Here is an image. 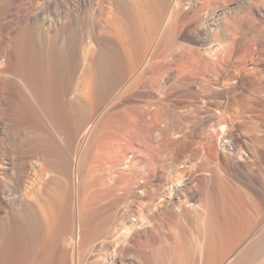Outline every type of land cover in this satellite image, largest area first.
Wrapping results in <instances>:
<instances>
[{
    "label": "bare ground",
    "instance_id": "6f19581e",
    "mask_svg": "<svg viewBox=\"0 0 264 264\" xmlns=\"http://www.w3.org/2000/svg\"><path fill=\"white\" fill-rule=\"evenodd\" d=\"M144 1L152 5L151 12L132 13L121 2L113 18L110 16V20L92 28V34L106 32L117 41L114 43L118 48L113 47L105 53L98 44V55H105L102 58L107 63L105 74L109 88L117 87L127 74L146 65L150 58L168 53L175 41L173 23L169 22V13L165 14L163 10L168 1L161 0L164 3L161 6L155 0ZM173 3L177 5L178 1L173 0ZM79 5L80 0H77L72 8ZM218 12L215 15L218 16ZM213 18L211 23L215 25L219 18ZM240 24H236L241 27H236L233 34L237 36L233 42L235 46L226 42L219 54L216 51L221 41L213 43L202 33L196 34L195 38L201 50L188 48L194 74L209 71L211 80H190L189 83H195V88L182 86L167 104L162 100V92L157 101L146 95L147 106H157L160 102V114L166 118V114L169 115L171 122L160 129L157 142L162 146L161 150L169 149L173 157L164 160L160 156L158 159L150 153L151 157L140 159L137 167L119 173L115 185L102 191L93 189L89 204L78 199L75 185L77 167L80 169L89 157L88 151L81 158L76 154L78 136H86L90 126L87 127L86 122L87 110L82 105L75 107V111L70 107L60 109L55 91L59 88L57 79L64 74L74 75L79 60L72 46L64 59L59 57L57 61L51 52L53 38L49 35L44 52L49 80L48 96L43 100L48 106L44 114L57 133L67 125L71 132L63 140L64 146L58 155L52 148L51 151H41L37 147L32 150L44 155L40 156L42 164L35 176L36 185L30 190L21 189L24 184L21 173L13 185L0 176V264H100L99 253L96 252L95 259L90 262L83 252L87 249L95 252L106 242L107 245L124 242L126 253L132 256L130 264H264V163L250 156L253 152L251 142L243 139L240 145L237 143L238 129L247 133L250 126L243 116L264 121V43L257 33L248 35V29ZM33 53L30 16L25 6L20 28L0 44V74L20 80L28 89V93L20 90L17 95L11 108L15 117L21 114L37 116L38 113L31 91L36 60ZM226 53L233 59L225 66ZM260 60L262 66L256 65ZM247 69L252 71L245 77L242 74ZM84 77L87 83L93 82L92 65ZM213 84L221 88L211 90ZM180 86L177 84L176 87ZM183 95L190 96L193 103L178 106L181 105L178 97ZM223 95L235 107L217 99ZM133 107L141 113L142 105ZM158 113L160 119L162 114ZM115 114L111 111L110 118ZM158 171L165 173L164 180L158 179ZM38 183L42 184L41 188ZM159 185L164 189L160 187L163 192L161 195L158 192L160 197L156 193L159 197L156 200L153 190ZM31 193H35L36 204L30 201ZM104 199L107 203L101 205ZM181 220H185V224H179ZM174 225H178L177 234L186 239L183 244L178 239L166 243L167 236L158 234L160 228L168 229ZM33 238L47 240L42 255L23 257ZM38 239L34 241L38 242Z\"/></svg>",
    "mask_w": 264,
    "mask_h": 264
},
{
    "label": "rangeland",
    "instance_id": "374dc122",
    "mask_svg": "<svg viewBox=\"0 0 264 264\" xmlns=\"http://www.w3.org/2000/svg\"><path fill=\"white\" fill-rule=\"evenodd\" d=\"M76 1L0 0V44L20 28L21 12L25 6L28 8L30 16V46L36 59L34 61L35 74L33 75L34 80H32L31 91L34 95V106L38 112L37 116L30 117V115L21 114L19 117H15L12 114L13 112H11L13 110L11 108L16 103L17 95L20 93V90L28 93V89L24 88L20 80L0 74V176L2 180L4 178L5 181L7 180L6 182H12L11 184L13 185V183L17 182L21 173L22 183L25 184V186L21 184V189L27 188L30 190L32 186L36 185L35 176L40 171L42 164L40 156L44 155L43 153L42 155L36 154L32 150L36 147V149H40L41 151H51L53 149L55 152L53 150L52 152L58 155L64 146V141L67 139V133L71 132V129L67 125V127H62L63 129L60 128V133H57L51 125L50 120H48L47 115L44 114L48 106L44 104L43 100L48 96L47 87L49 86V80L46 78L48 66L45 63L44 52L48 43V36L51 35L53 38L51 52L53 53V57H57V59H54L57 61L64 59V56L70 49L69 47L73 46L79 60V67L74 75L64 74L57 79L56 83L59 88L55 91L60 109L70 107L72 108L71 110L75 111V107L82 105L87 110L86 122L87 127L88 124L90 126L88 127L86 136H78L76 154L77 157L81 158L88 151L89 157L83 161L81 170L77 167L79 171L75 173L77 183L75 185L78 190V199L89 204L94 190L99 189L102 191L105 187L115 185L118 182V174L140 165V159H149L151 154L152 157L158 159L164 158V160L173 157L174 154L169 149L165 150L166 152L164 149L161 150L160 147L162 146L159 145V141L157 142V139L160 140L158 138L160 131L171 122L168 117L169 115L166 114V118L162 113V115L160 114V106H158L161 104L160 102L157 106H155L156 104L151 107L147 106L145 104L147 102L146 95L149 96V99L157 101L161 98L159 92H162V94L164 93L162 100L164 104L165 102L167 104L175 98L173 94L176 90L187 86L195 88V83H189L190 80H193V82H205V79H212V75L208 73L209 71L194 74V67L190 64L191 57L188 48L193 47L199 51L201 50L199 42H195L196 34L198 33L207 34L213 43H220L221 41V46L216 45L218 49L216 52L218 54L220 52L219 49L222 50V47L227 43L232 42L233 46H235L233 42L236 41L237 36L233 34H235L236 27H241L237 26L240 22L246 30L248 29V35L257 33L260 36L259 40H262L264 43V0H176L178 1L177 5L173 3V0H165V3L168 1L166 3L167 6L161 0H155L160 2H156L159 6H161V3L165 5H163L165 14L169 13V22L173 23L175 41L168 53L150 58L147 64L145 63L146 65H142L136 71L127 74L115 88L108 87L107 76L105 74L107 63H105V55L103 54L109 52L113 47L118 48L116 46L117 41L112 40L106 32L99 34V32L95 31L92 34V28L93 26L97 28L104 23V20L113 18L121 2L122 4L125 3L132 13L141 12L147 14L151 12L152 8L150 6L152 7V5L147 4L144 0H80L78 8L75 7L73 9V3ZM216 12L219 13L218 16L215 15ZM213 17L219 18L215 25L211 23L213 22ZM105 34L106 36L104 37ZM98 44L104 50L102 54L104 58L97 53ZM155 44L156 41L153 45ZM91 59L95 63L92 64ZM232 59V55L227 54L224 60L222 59L223 64L226 66ZM260 61V63L256 62L255 64L262 66L260 64L263 61ZM89 65H92L95 76L92 83H87L84 77V73ZM244 71L245 74L243 73L242 75L248 77L252 70L250 72L248 69ZM143 72H145L144 75ZM232 81L236 82V80ZM177 84H181V86L176 87ZM218 88H221V86L213 84L211 90ZM184 96L178 97L181 100L179 103L181 105L178 106L185 107L184 104L193 103V99L190 96ZM217 99L222 102L224 101L225 104L231 103L229 106L235 107L232 101L229 102L230 100H227L228 98L225 95ZM135 105H142L141 113L137 108L133 107ZM144 106H147L148 109L147 107L145 109ZM111 111L116 113L113 118L109 116ZM156 113L161 115L160 119L157 118L158 115ZM243 117L246 119L247 125H250L248 127L249 132L245 133L241 129H238L239 137L237 143L240 145L243 139H246L249 143L251 142V152H253L250 153V156L257 157L263 164L264 121L261 122L256 117H252L251 119L246 118V116ZM237 128H239L238 125ZM47 142H54V145H48ZM144 145L148 148L144 149ZM160 156L162 157L160 158ZM20 169L25 170L21 172ZM164 174V172L158 171V179L164 180ZM160 185L156 186V188L159 187L158 189L154 188L155 190H153L156 200L159 199V194L161 195L164 189ZM37 186L41 188L42 184L38 183ZM160 187L163 188H161L162 192H160ZM156 193L159 197H157ZM30 201L36 204L35 193L30 194ZM103 203H107V200L104 199L101 205ZM88 204H86V208ZM141 207L140 209H144V207ZM137 216L135 215V217ZM179 224H185V220H181ZM177 227L174 225L168 229L160 228L158 234H165L164 236H167L166 243L178 239L183 244L186 239L182 235H178ZM66 232L69 233L68 231ZM38 238L31 240L32 245L30 243L31 247L26 251L28 254L25 252V255H27L23 254V257L30 255L32 258V255L33 257L42 255L41 252L47 245L45 244L47 240L45 239L44 242L41 240L42 238ZM36 239L39 241H34ZM118 243L115 245H107V242L106 245L105 243H103L104 245L101 243L100 247H98L99 250L92 252L90 249H87L84 250L83 254L88 261L92 262L95 259L94 256L97 255L96 252L99 253L100 258L102 257L98 259L100 264L129 263L132 259L131 254L128 255L129 253H126L124 242Z\"/></svg>",
    "mask_w": 264,
    "mask_h": 264
}]
</instances>
